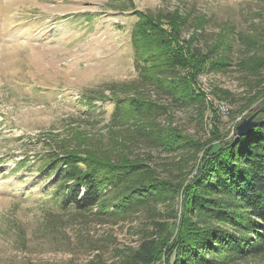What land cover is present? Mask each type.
I'll return each mask as SVG.
<instances>
[{
	"label": "trees",
	"instance_id": "16d2710c",
	"mask_svg": "<svg viewBox=\"0 0 264 264\" xmlns=\"http://www.w3.org/2000/svg\"><path fill=\"white\" fill-rule=\"evenodd\" d=\"M125 4L118 9H133L131 0ZM134 13L136 77L112 84L109 94L96 91L79 98L88 107L87 122L98 118L95 108L109 102L104 132L76 124L67 126L64 134L49 130L39 140L45 150L25 152L14 162V172L34 167L43 178L37 185L48 182L45 202L53 209L41 222V235L77 225L117 224L144 210L149 226L142 229L136 246L117 249L111 261L96 252L85 264H155L171 225L169 219L157 218L159 204L164 203L178 221L173 264H264V117L259 116L264 111L255 117L263 121L250 132L223 140L216 150L212 148L213 140L220 138L217 128L213 138L202 143L173 122L175 110L188 107H194L203 122L206 104L196 80L209 67H233L241 74L250 94L245 102L261 97L264 27L250 23L247 32L240 31L229 21L201 43L204 26L212 20L204 14L192 15L178 7ZM189 26L192 32L185 37ZM153 151L185 158L165 166L168 175L161 176ZM199 152L196 173L186 180V167ZM178 198L180 213L174 207ZM16 230L19 248L26 250L27 234L22 227ZM89 246L98 251L93 242Z\"/></svg>",
	"mask_w": 264,
	"mask_h": 264
},
{
	"label": "rangeland",
	"instance_id": "374dc122",
	"mask_svg": "<svg viewBox=\"0 0 264 264\" xmlns=\"http://www.w3.org/2000/svg\"><path fill=\"white\" fill-rule=\"evenodd\" d=\"M131 1L133 9L121 11L118 8L123 2L126 5L125 0H0V264H16L18 260L85 264L96 252L107 261L116 260V250L136 246L142 229L149 226L150 218L141 210L117 224L77 225L62 233L41 235V222L52 208L51 202H45L48 182L37 185L43 178L34 167L32 172L13 171L15 160L23 153L45 150L39 140L49 130L64 134L67 126L76 124L94 133L104 132L109 102L95 108L98 118L87 122L84 112L88 107L79 98L96 91L109 94L112 84L136 77L131 44L135 10L155 13L178 7L192 15L204 14L212 20L204 26L201 43L229 21L240 31L247 32L250 23L264 27V0ZM191 32L189 26L183 34L187 37ZM237 54L235 50V57ZM196 81L206 104L203 122L194 107L175 110L173 122L202 143L209 142L217 128L220 138L213 140L212 150L233 138L236 125L264 105V93L253 102H245L250 95L248 84L233 67H209ZM100 110L107 111L103 114ZM259 116L264 117V113ZM202 152L189 164L192 168L186 167V180L196 173ZM150 154L161 176L168 175L165 166L185 158L177 153ZM181 202L178 198L174 204L179 213ZM170 208L169 204H159L161 216L157 218L169 219L171 225L155 264L174 262L178 221L171 217ZM16 226L27 234L26 250L19 248ZM91 242L98 251L90 248Z\"/></svg>",
	"mask_w": 264,
	"mask_h": 264
},
{
	"label": "water",
	"instance_id": "95a60500",
	"mask_svg": "<svg viewBox=\"0 0 264 264\" xmlns=\"http://www.w3.org/2000/svg\"><path fill=\"white\" fill-rule=\"evenodd\" d=\"M262 111H264V105L261 108L257 109L256 111H254L253 113H251L248 117L241 120L235 127V130H236L235 138H238L242 135L247 134L256 125L261 123L263 120H257L255 119V117L259 112H262Z\"/></svg>",
	"mask_w": 264,
	"mask_h": 264
},
{
	"label": "built area",
	"instance_id": "2783aa9c",
	"mask_svg": "<svg viewBox=\"0 0 264 264\" xmlns=\"http://www.w3.org/2000/svg\"><path fill=\"white\" fill-rule=\"evenodd\" d=\"M209 99V98H208Z\"/></svg>",
	"mask_w": 264,
	"mask_h": 264
}]
</instances>
